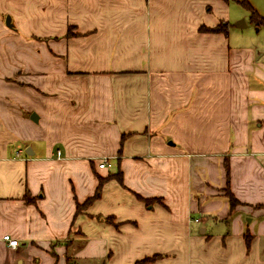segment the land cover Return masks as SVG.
<instances>
[{
	"label": "crops",
	"instance_id": "1",
	"mask_svg": "<svg viewBox=\"0 0 264 264\" xmlns=\"http://www.w3.org/2000/svg\"><path fill=\"white\" fill-rule=\"evenodd\" d=\"M238 1L0 0V264H264V50L230 43L264 27Z\"/></svg>",
	"mask_w": 264,
	"mask_h": 264
},
{
	"label": "trees",
	"instance_id": "2",
	"mask_svg": "<svg viewBox=\"0 0 264 264\" xmlns=\"http://www.w3.org/2000/svg\"><path fill=\"white\" fill-rule=\"evenodd\" d=\"M238 2L244 9H246L249 12V14H250L249 20L252 24H254L256 27H259V26L264 27V18H262L259 14H257V12L248 4V2L246 0H240ZM228 28H229L228 23H219L214 28H210V29L209 28H202V29H200V31L204 32V33H222L224 35H227ZM68 35H70V33ZM223 168H224V172H225V176H226V187L224 190V193H225L224 195L228 200L229 208L233 209L235 207V204H237L238 201L236 200V198L233 196V194L230 192V189H229V166H228V162L226 160L223 161ZM121 177H122L121 172L118 169L113 174L108 173V175L106 177L98 178V180H99L98 181V187L96 189L95 194L93 196L89 197L88 199H86V201L83 204H81V205L77 204L76 205V212H79V211H81V209H84L85 207L90 205L92 203V201L98 197L99 188L102 186V184L105 181L110 180V179H115L117 181H121ZM27 202H31V199L27 198ZM145 202L150 203V200H145ZM157 258H159V256L154 255L152 257L144 258L140 261H137L134 264H146V263H149V262L156 260ZM66 264H73V263L67 261Z\"/></svg>",
	"mask_w": 264,
	"mask_h": 264
},
{
	"label": "rangeland",
	"instance_id": "3",
	"mask_svg": "<svg viewBox=\"0 0 264 264\" xmlns=\"http://www.w3.org/2000/svg\"><path fill=\"white\" fill-rule=\"evenodd\" d=\"M230 43L231 44H238L239 46L242 47V49L243 48L244 49L254 48V49H257L258 51L261 52L264 50V29L262 28L259 32H257L256 28L254 26L247 25L244 30H242L236 34L234 39H231ZM260 52H259V54H260ZM255 58H256V56H255ZM250 82H252V84H254V81L252 78H250ZM121 141L123 142V139H121ZM121 141H120V143H121ZM106 160L108 163H110V167L105 166V168H102V169L110 170V168L112 167L113 164H112V162H109L108 159H106ZM224 160H226L228 162V166H229V155H228V153L224 155L223 161ZM239 204H240V202L238 201L237 204H235V207Z\"/></svg>",
	"mask_w": 264,
	"mask_h": 264
},
{
	"label": "built area",
	"instance_id": "4",
	"mask_svg": "<svg viewBox=\"0 0 264 264\" xmlns=\"http://www.w3.org/2000/svg\"><path fill=\"white\" fill-rule=\"evenodd\" d=\"M60 156L59 151L57 152V157ZM98 168L102 169L105 168V166L110 167V163L107 162L106 159H103L101 162H99L98 164ZM197 221V220H196ZM4 242H6V244L8 245V247L10 248H16L18 245V241L16 239H12L9 235H5L3 237Z\"/></svg>",
	"mask_w": 264,
	"mask_h": 264
},
{
	"label": "water",
	"instance_id": "5",
	"mask_svg": "<svg viewBox=\"0 0 264 264\" xmlns=\"http://www.w3.org/2000/svg\"><path fill=\"white\" fill-rule=\"evenodd\" d=\"M8 20H9V19L7 18V19H6V23L8 22ZM235 26H236L237 28H239V29H242V28H244V27L246 26V24L244 23V21H240V22H237V23L235 24ZM31 119L34 120V121H36V116H35V115H32V116H31ZM28 150H29V149L26 150V153H29Z\"/></svg>",
	"mask_w": 264,
	"mask_h": 264
}]
</instances>
